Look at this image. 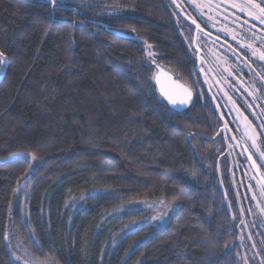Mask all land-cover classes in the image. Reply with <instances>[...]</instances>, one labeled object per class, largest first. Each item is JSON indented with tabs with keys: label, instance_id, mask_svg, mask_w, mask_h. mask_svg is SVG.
I'll return each instance as SVG.
<instances>
[{
	"label": "trees",
	"instance_id": "16d2710c",
	"mask_svg": "<svg viewBox=\"0 0 264 264\" xmlns=\"http://www.w3.org/2000/svg\"><path fill=\"white\" fill-rule=\"evenodd\" d=\"M96 2L117 13L0 0V264H12L6 234L30 170L29 231L41 257L58 264H241L226 204L232 198L217 175L216 108L197 93L195 61L165 0ZM145 43L194 91L186 112L159 96ZM73 198L80 204L74 209ZM145 199L179 209L157 232L123 231L143 215L120 209ZM14 222L29 242L19 212Z\"/></svg>",
	"mask_w": 264,
	"mask_h": 264
},
{
	"label": "rangeland",
	"instance_id": "374dc122",
	"mask_svg": "<svg viewBox=\"0 0 264 264\" xmlns=\"http://www.w3.org/2000/svg\"><path fill=\"white\" fill-rule=\"evenodd\" d=\"M39 1L84 14L91 9L101 8L97 13L100 17L117 13L108 6L100 7L96 0ZM165 2L195 61L201 79V83H197V93L202 99L208 97L216 112L221 98L229 115L225 130L221 131L218 121L214 140L218 154L217 175L222 185L227 184L229 197L232 198L231 201L227 198L226 204L238 232L241 264H264V188L242 150V144H245L262 166L264 175V143L246 116H238L232 107V100L238 92L245 106H259L261 102L258 100L264 96V0ZM117 32L139 40L131 33ZM144 49L147 62L154 69V79L159 65L157 53L148 43L144 44ZM259 112L263 113L261 110ZM34 173V170H30L17 187L6 234L7 250L12 264H58L52 258L39 256L33 249L38 247L34 234L29 231V200ZM79 205L76 198L70 202L73 209ZM178 209L179 204L171 205L163 199H145L127 204L120 209L121 212L143 216L122 230L131 232L151 227L157 232L168 225ZM17 212L29 233V242L22 239L15 227Z\"/></svg>",
	"mask_w": 264,
	"mask_h": 264
},
{
	"label": "water",
	"instance_id": "95a60500",
	"mask_svg": "<svg viewBox=\"0 0 264 264\" xmlns=\"http://www.w3.org/2000/svg\"><path fill=\"white\" fill-rule=\"evenodd\" d=\"M194 48H196L195 43ZM156 70L154 83L159 96L165 101L168 107L178 113H184L189 110L195 100L194 91L188 85L177 79L176 76L166 68L158 65ZM245 154L251 168L264 188V178L261 175L260 168L246 148Z\"/></svg>",
	"mask_w": 264,
	"mask_h": 264
},
{
	"label": "flooded vegetation",
	"instance_id": "af4514ba",
	"mask_svg": "<svg viewBox=\"0 0 264 264\" xmlns=\"http://www.w3.org/2000/svg\"><path fill=\"white\" fill-rule=\"evenodd\" d=\"M242 99H243L242 95H239V92H238L235 96V99L232 100V107L234 109V112H236V114L238 116H239V114H243L244 116H246L249 123H251V125L255 128L256 133L259 135L261 142L264 143V130L261 128V126L264 128V96L260 97V99L258 100L261 103H259V106H257V107L255 105H251V104H249L248 106H245ZM216 107H217L218 121H219V124H221V129H222L221 131H223L227 127L226 123L228 122L227 120L229 119V115L226 112L224 101H222L221 98L219 99V102H218ZM260 110L263 113L260 114V112H259ZM234 129L237 130L235 126H234ZM245 148L249 151L247 146L245 144H242V150H243V153L247 159V156L245 154ZM250 154L252 155V157L256 161L258 167L260 168L261 175L264 178L262 166L259 164V162H257V159L253 156V154L251 152H250ZM247 161H248V159H247ZM248 163H249V161H248ZM252 171H253V169H252ZM253 173H254V171H253ZM255 176H256V174H255Z\"/></svg>",
	"mask_w": 264,
	"mask_h": 264
}]
</instances>
